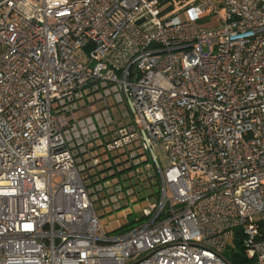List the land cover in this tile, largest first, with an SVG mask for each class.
Masks as SVG:
<instances>
[{
  "label": "built area",
  "instance_id": "built-area-1",
  "mask_svg": "<svg viewBox=\"0 0 264 264\" xmlns=\"http://www.w3.org/2000/svg\"><path fill=\"white\" fill-rule=\"evenodd\" d=\"M102 153L159 181L116 236ZM236 231L264 264V0H0V264H231Z\"/></svg>",
  "mask_w": 264,
  "mask_h": 264
},
{
  "label": "rangeland",
  "instance_id": "rangeland-1",
  "mask_svg": "<svg viewBox=\"0 0 264 264\" xmlns=\"http://www.w3.org/2000/svg\"><path fill=\"white\" fill-rule=\"evenodd\" d=\"M185 4H187V1H184L182 3H176L175 7L176 9H178ZM102 151H104V148H101V152ZM107 156L109 155H106V153H102L101 155L102 158H105ZM124 157L125 156H122L121 158L120 156L118 159L123 160ZM125 165L127 164L125 163L124 165H119L116 169L117 172H114V168L113 170L109 169L104 171L102 175L98 177L97 182L95 180L93 182L89 178L86 179V182L91 192H93L96 188H99V186L105 183H109V188L106 187V189H101L100 193H93L94 206L100 216L102 228L106 232H109L110 230L122 225L125 222H131L139 219L140 215L142 214V208H144L149 203H155L158 199L156 196H149L145 197L142 200H137V197H139V195L137 196L132 194L135 188L132 190L130 184L134 183L135 179H138V181H141L142 179L143 184H147L149 182L148 179L150 181H153L155 179V170L153 168L151 169L148 161L144 159L142 160L140 166L135 165L133 168L121 170V168L126 167ZM114 184L120 185L122 187L129 185L127 189L129 190V193L130 191H132L130 193V197L132 199L131 202H133H129L127 205L123 204V206L115 207V204L117 203H114L110 200L113 197V193L111 190L113 189ZM154 189H156V187ZM103 195L105 196L103 197ZM138 222L136 221V223H134L137 224ZM109 233L112 236H116L117 234L116 232ZM232 249L237 250L233 241L229 239L225 248L223 249V252L230 253Z\"/></svg>",
  "mask_w": 264,
  "mask_h": 264
},
{
  "label": "trees",
  "instance_id": "trees-1",
  "mask_svg": "<svg viewBox=\"0 0 264 264\" xmlns=\"http://www.w3.org/2000/svg\"><path fill=\"white\" fill-rule=\"evenodd\" d=\"M162 2L167 1V0H161ZM121 156H125L123 160L118 159ZM126 167L125 168H121V170H125V169H130L134 167V164L132 163V161H128V157L126 155H124V153H119V154H110V156L107 157V159L102 160L98 166H96L94 169H90L84 172V177L87 179H91L93 182L94 180H98V177L100 175H102V173L106 170L112 169L114 168V172H117V167L119 165H124ZM142 163V161H141ZM120 171V169H119ZM113 172V171H112ZM139 174V173H138ZM156 174V172H155ZM148 183L147 184H143V181L141 179V181H138V179H135L134 183H131L130 186L133 190L132 194L134 195H139V197H137V200H142L145 197H149V196H156L158 198L159 196V181H158V177L157 174L155 175V179L153 181H150L148 179ZM97 182V181H96ZM140 182V183H138ZM119 186L121 188V190L123 191V193L126 191V189L129 187V185L122 187L120 185H116L114 184L113 189H115V187ZM156 187V189H154ZM158 188V190H157ZM99 188H96L93 193H100ZM121 191V192H122ZM105 195H103L104 197ZM123 206V205H122ZM123 208V207H122ZM142 219V216L140 215V218L131 222H125L122 225L115 227L114 229L110 230L109 232H116L117 234H121L124 233L128 230H130L136 223V221H140ZM135 222V223H134ZM108 232V233H109ZM233 243L235 244V247L237 248V250H231L230 253H225L223 252L224 257L226 258V260L228 262H230L231 264H255L253 259H249L245 256L244 251H243V246H242V239H241V235L239 234V231L235 232V236L233 238Z\"/></svg>",
  "mask_w": 264,
  "mask_h": 264
}]
</instances>
